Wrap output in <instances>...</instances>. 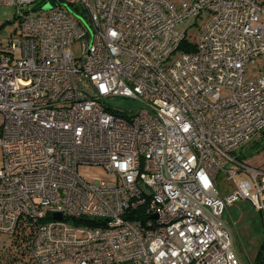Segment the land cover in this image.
<instances>
[{
  "label": "built area",
  "instance_id": "2783aa9c",
  "mask_svg": "<svg viewBox=\"0 0 264 264\" xmlns=\"http://www.w3.org/2000/svg\"><path fill=\"white\" fill-rule=\"evenodd\" d=\"M0 5L18 20L7 43L0 21V264H238L225 227L172 180L227 227L240 199L264 224V168L235 153L264 132V66L246 79L264 63V0Z\"/></svg>",
  "mask_w": 264,
  "mask_h": 264
},
{
  "label": "rangeland",
  "instance_id": "374dc122",
  "mask_svg": "<svg viewBox=\"0 0 264 264\" xmlns=\"http://www.w3.org/2000/svg\"><path fill=\"white\" fill-rule=\"evenodd\" d=\"M172 1L175 5L179 6L184 0ZM185 1L192 2V0ZM16 14V7L10 5H0V21L5 23L2 28V41L4 43L8 42V38L17 28L18 20L16 18ZM83 22L89 26L87 19L83 18ZM205 22L200 23L201 28L194 26L189 30L190 40H198L201 29L204 28ZM69 51L73 56L79 57L81 55V44L77 42L71 45L69 47ZM263 66L264 63L261 58H258L255 62L248 63L246 73L247 81L258 77L263 71ZM116 101L120 106H131L135 104L132 100L125 98H117ZM263 149L264 134L262 132L254 137L252 142L248 144L247 149L243 147L235 150V153L241 157L244 156L249 161H254L256 159L254 155ZM3 158V149L0 146V166L3 163ZM260 158L264 160V153ZM78 172L84 179L89 181L112 182L115 180V176L107 172L103 166L80 165L78 167ZM217 186L222 193L232 192L235 188L231 182L227 181L226 176L221 174L218 176ZM220 218L225 220L228 223V226L233 230L236 250L242 263L250 264V262H252L251 259L255 258L263 240L264 224L261 215L256 211L255 207L249 200L240 199L237 202L229 204Z\"/></svg>",
  "mask_w": 264,
  "mask_h": 264
},
{
  "label": "water",
  "instance_id": "95a60500",
  "mask_svg": "<svg viewBox=\"0 0 264 264\" xmlns=\"http://www.w3.org/2000/svg\"><path fill=\"white\" fill-rule=\"evenodd\" d=\"M86 58V57H85ZM85 58L83 59V61H82V64H83V62L85 61ZM84 67V66H83ZM85 69V68H84ZM85 71H86V69H85ZM87 72V71H86ZM90 83H91V81H90ZM92 85V84H91ZM93 87V86H92ZM93 89H94V87H93ZM95 90V89H94ZM96 91V90H95ZM97 92V91H96ZM111 105V104H110ZM114 106H116V105H114ZM117 107H119V106H117ZM141 107H146V106H141ZM122 108H127V107H122ZM129 108H138V107H129ZM147 108V107H146ZM149 110V109H148ZM149 112H150V110H149ZM151 113V112H150ZM153 114V113H152ZM153 115H155V114H153ZM155 116H157V115H155ZM158 117V116H157ZM161 120V119H160ZM162 122V121H161ZM163 123V122H162ZM164 125V124H163ZM164 132H165V126H164ZM263 134H264V132H263ZM164 176L166 177V178H169L170 180H172L171 178H170V176H169V173L166 171V156H165V146H164ZM172 183L182 192V193H184L189 199H191L194 203H196L199 207H201L204 211H206L209 215H211L214 219H216L219 223H221L224 227H225V229H226V231L228 232V234H229V240H230V245H231V248H232V251H233V253H234V256H235V258H236V260H237V263L238 264H242L241 263V261H239L238 260V257H237V255H236V252H235V250H234V239H233V237H232V234H230V230L228 229V227L224 224V222H222V221H220L218 218H216L214 215H212L211 214V209H210V207L208 206V205H199L194 199H192L189 195H187L182 189H180L179 187H178V184H176L173 180H172Z\"/></svg>",
  "mask_w": 264,
  "mask_h": 264
},
{
  "label": "crops",
  "instance_id": "0c3cea01",
  "mask_svg": "<svg viewBox=\"0 0 264 264\" xmlns=\"http://www.w3.org/2000/svg\"><path fill=\"white\" fill-rule=\"evenodd\" d=\"M255 142V141H254ZM256 143V142H255ZM246 149H247V147H246ZM263 153H264V149L262 150V151H260V152H257V154H255L254 156L256 157V159L254 160V161H249V160H247L244 156H243V158L246 160V161H248L250 164H252L253 166H257V167H262V168H264V160L262 159V158H260L262 155H263ZM227 225H228V223H227ZM229 227V226H228ZM230 228V227H229ZM230 230L232 231V234H233V238H234V247H235V249H236V246H235V237H234V233H233V230L230 228ZM237 251V250H236ZM238 253V252H237ZM239 256V255H238ZM240 258V257H239ZM254 259H251V261H253ZM240 261H241V259H240ZM241 263H242V261H241ZM252 262H250V264H251ZM243 264V263H242Z\"/></svg>",
  "mask_w": 264,
  "mask_h": 264
},
{
  "label": "trees",
  "instance_id": "16d2710c",
  "mask_svg": "<svg viewBox=\"0 0 264 264\" xmlns=\"http://www.w3.org/2000/svg\"><path fill=\"white\" fill-rule=\"evenodd\" d=\"M183 48H185L183 46ZM251 264H264L263 244L261 243L259 250Z\"/></svg>",
  "mask_w": 264,
  "mask_h": 264
}]
</instances>
